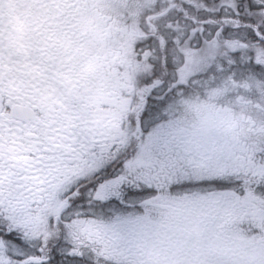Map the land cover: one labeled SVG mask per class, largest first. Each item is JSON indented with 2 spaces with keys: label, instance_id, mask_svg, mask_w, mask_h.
I'll use <instances>...</instances> for the list:
<instances>
[{
  "label": "snow or ice",
  "instance_id": "6c2138e0",
  "mask_svg": "<svg viewBox=\"0 0 264 264\" xmlns=\"http://www.w3.org/2000/svg\"><path fill=\"white\" fill-rule=\"evenodd\" d=\"M0 264H264V0H0Z\"/></svg>",
  "mask_w": 264,
  "mask_h": 264
}]
</instances>
